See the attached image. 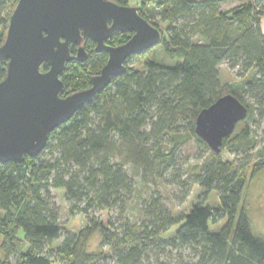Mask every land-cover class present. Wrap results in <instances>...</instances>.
Returning a JSON list of instances; mask_svg holds the SVG:
<instances>
[{"label": "trees", "instance_id": "trees-1", "mask_svg": "<svg viewBox=\"0 0 264 264\" xmlns=\"http://www.w3.org/2000/svg\"><path fill=\"white\" fill-rule=\"evenodd\" d=\"M116 1L131 5V0ZM232 1H137L140 14L162 31L159 45L176 64L148 59L140 69L129 65L128 58L124 75L113 78L92 103L52 131L41 153L26 155L21 162H0V264H12L13 255L19 264H108L102 246L112 249L114 264H264V233L255 229L244 203L245 168L254 160L251 176L264 169V129L259 135L255 128L264 122V0H244L231 9L222 8ZM16 3L0 0V44ZM131 36V32L117 31L107 43L118 45ZM94 48L91 45V52ZM71 51L75 54L77 45ZM107 59L101 54L85 62L69 61L61 73L64 95L91 86L93 75ZM225 61L233 68L240 66L243 76L247 72L251 76L224 83L221 65ZM4 75L5 63L0 61V80ZM226 93L248 106L246 119L237 124L221 150L241 154L242 163L211 149L193 175L204 197L182 215H175L151 195L144 203L150 218L140 223L124 216L123 222L116 217L106 227L91 216V210L114 207L126 214L127 197L134 189L127 164L141 173L144 183L156 181L170 168L181 144L176 142L168 156L153 137L171 132L182 135L186 127L208 148L195 132L196 119ZM53 188L65 189L67 199L74 201L72 212L77 209L88 215L81 231L65 229ZM213 191L219 195L215 206L207 203ZM184 193L185 197L189 190ZM223 220L219 230L212 229ZM172 227L175 231L168 234ZM96 230L101 231V244L90 251ZM187 250L193 254L189 261L161 257L178 253L183 258Z\"/></svg>", "mask_w": 264, "mask_h": 264}, {"label": "water", "instance_id": "water-1", "mask_svg": "<svg viewBox=\"0 0 264 264\" xmlns=\"http://www.w3.org/2000/svg\"><path fill=\"white\" fill-rule=\"evenodd\" d=\"M139 5L116 0H17L0 44L5 75L0 80V162H21L41 153L52 131L127 71L126 60L159 45L162 31L139 12ZM131 32L124 43L107 40ZM108 59L92 85L66 95L61 73L69 61L85 62V41ZM77 45L76 53L71 46ZM48 69H45L46 65ZM248 106L233 93L201 110L196 134L220 153L225 139L246 119Z\"/></svg>", "mask_w": 264, "mask_h": 264}, {"label": "rangeland", "instance_id": "rangeland-1", "mask_svg": "<svg viewBox=\"0 0 264 264\" xmlns=\"http://www.w3.org/2000/svg\"><path fill=\"white\" fill-rule=\"evenodd\" d=\"M137 1L139 0H131V5L136 4ZM243 1L244 0H235L224 3L222 8L231 9ZM262 28L264 30V19L262 20ZM162 30H165V24H162ZM148 59H156L157 61L167 65L176 64L174 59L168 57L165 54L162 45H157L144 53L134 55L131 58L129 65L144 69L145 61ZM241 70L242 68L240 66H236L234 68L231 67L229 61L223 62L221 65V76L223 82L235 84L243 81L244 76L247 77L251 76L252 74L251 72H247L243 76ZM255 114H257V110H255ZM185 124L186 123H184V125ZM243 125L244 124H242V126ZM242 126H240V128ZM255 128L257 129V133L262 135L264 122L255 124ZM172 133L174 132L165 133L160 137H153V142L157 143L158 147L161 145V150L168 156L171 154L176 142L181 144L176 152L175 158L170 160V168L167 171H164L162 177L156 178V181L153 178L150 183H144L141 173L127 164L128 171H130V173L133 175L134 189L133 192L129 193L127 197V200H129L126 214H122L119 207H114L91 210V216L94 214L100 221L104 223L106 227L109 226L110 220L116 217H120V222H123L122 217L124 216H127L133 222L140 223L141 220L150 218V216L146 213L144 203L151 198V195L155 198H159L161 203L165 204L175 215H182L183 213L188 212L196 201L204 197V190L194 182L193 175L199 170L206 157L210 156V151L212 150L210 147L207 148L203 145H200L194 137L186 132V127L181 129V133H183L182 135H172ZM221 155L226 159H235L238 161V164L244 161V157L241 154L236 155L231 153L227 148L221 152ZM253 164L254 160H252V162L249 163V165L245 168L248 181L244 192V203L249 208L255 229L258 232L264 233V169L256 173L255 176H251L250 174ZM186 189L189 190V194L184 197V192ZM52 193L54 195V201L59 207L60 218L63 225L66 227V230L79 232L87 226L89 218L88 215L78 211L77 209H74L73 212L70 210V207L74 201H69L67 199L65 189L53 188ZM207 200V203L212 206L218 205V193L215 191L211 192ZM80 205L83 206L84 203H81ZM121 214L123 216H121ZM224 222L225 220L216 225H212V229L219 230ZM175 229V227H172L168 234H172ZM166 234H164V236ZM59 242L60 240L55 242L53 247H56ZM100 244L101 231L96 230L90 239L88 249L90 251L98 250ZM102 248L105 251V261L108 264H114L115 259L112 249L109 246H102ZM51 254L53 257L56 256L54 251H51ZM192 255L193 254L187 250L184 252L183 258L178 253H173L171 256H169V254H163L161 257H169L170 259L173 258L172 261L180 263L182 259L184 261H189ZM155 258L156 254H153V260ZM12 264H19L17 255L12 256ZM53 264L60 263L54 262Z\"/></svg>", "mask_w": 264, "mask_h": 264}, {"label": "flooded vegetation", "instance_id": "flooded-vegetation-1", "mask_svg": "<svg viewBox=\"0 0 264 264\" xmlns=\"http://www.w3.org/2000/svg\"><path fill=\"white\" fill-rule=\"evenodd\" d=\"M133 34V33H132ZM85 43L87 44V47L90 48L88 51H89V55H88V58H100L101 57V54H104V55H107L108 56V53L107 52H97L95 51V48H94V52H91V45H96V43L93 41V40H87L85 41ZM111 45V44H110ZM133 56H130L129 58L131 59ZM88 60V59H87ZM128 60V59H127ZM126 60V61H127ZM94 76V75H93Z\"/></svg>", "mask_w": 264, "mask_h": 264}]
</instances>
